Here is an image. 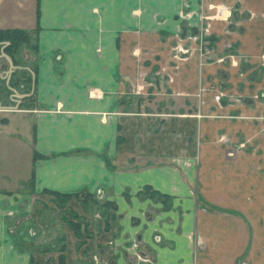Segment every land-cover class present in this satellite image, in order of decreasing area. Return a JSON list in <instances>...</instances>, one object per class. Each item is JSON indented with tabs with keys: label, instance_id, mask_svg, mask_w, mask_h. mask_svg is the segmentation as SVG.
<instances>
[{
	"label": "crops",
	"instance_id": "1",
	"mask_svg": "<svg viewBox=\"0 0 264 264\" xmlns=\"http://www.w3.org/2000/svg\"><path fill=\"white\" fill-rule=\"evenodd\" d=\"M27 1L22 13L0 7V28L38 42L31 98L11 83L16 66L0 43V264L42 262L31 207L53 198L47 190L72 194L69 205L93 196L117 206L99 241L115 239L118 264H221L233 240L218 239L225 218L196 183L195 160L208 119L264 116L263 103L245 102L264 90V72L251 79L264 68V0H36L25 27ZM212 3L229 6V19L201 20Z\"/></svg>",
	"mask_w": 264,
	"mask_h": 264
},
{
	"label": "rangeland",
	"instance_id": "2",
	"mask_svg": "<svg viewBox=\"0 0 264 264\" xmlns=\"http://www.w3.org/2000/svg\"><path fill=\"white\" fill-rule=\"evenodd\" d=\"M19 2L23 3L24 0H3L0 7L10 10V13L13 8L14 12H21L22 7L19 6ZM27 2L29 6L26 11L29 12L25 14L24 23L25 27H31L36 20L33 12L36 8V0ZM29 33L35 40V33ZM233 52L230 55H235V51ZM34 53L29 47L22 46L16 55L17 63L13 61L16 68L12 83L16 86H25L26 93H31L30 98L34 96L36 68L31 58ZM263 72V66L258 67L251 79L260 80ZM24 77L29 79L25 81ZM256 95L255 98L250 96L245 102L251 103L254 99L260 102L259 104H264V90H260ZM214 114L215 112H208V115ZM233 116L235 119L239 118L238 126L228 120L208 119L209 122L213 121L209 123L205 136L203 156L195 160L196 183L205 195H213L215 216L225 218L221 229H218L220 234L218 239L221 237L233 240L234 246L229 251L225 250L227 248L225 247L224 252H221L220 258L222 257L223 261L221 259L217 261L228 264L237 258V251L240 250L241 254L243 252L244 254L236 260V264H264V116L256 115L254 121L242 119L240 113H233ZM248 121L252 122L246 123ZM249 124L254 128L249 127ZM76 199L74 205L66 204L62 207L54 197L47 196L45 200L40 199L31 207V214L37 216H33L31 220L34 228L39 232L33 239L32 245H38V248L42 249L39 250L40 254L37 257L43 263L40 261L38 263L118 264L117 261L122 254L116 253L118 251L114 248L115 239L109 237L106 244L99 241L101 234L116 227L117 206L114 203H102L100 198L98 200L88 196H78ZM206 210L209 212V209ZM67 220L81 225V236L75 234L76 252L73 255L65 253L68 243ZM230 231L233 232L229 236ZM220 241L218 240L219 244ZM62 256L64 263L61 261ZM216 256L218 258V255ZM135 259L137 260V256L132 255L127 261L128 264H134Z\"/></svg>",
	"mask_w": 264,
	"mask_h": 264
},
{
	"label": "trees",
	"instance_id": "3",
	"mask_svg": "<svg viewBox=\"0 0 264 264\" xmlns=\"http://www.w3.org/2000/svg\"><path fill=\"white\" fill-rule=\"evenodd\" d=\"M39 18V7L37 9V21ZM38 30V26L35 29ZM35 41V42H34ZM6 43L5 51L8 55L11 56L13 61L17 63L16 55L19 53L22 46H27L34 52L38 51V42L37 37L35 40H33L30 33L21 28V27H8V28H0V43ZM35 43V44H34ZM25 81L29 78H25ZM13 80V79H12ZM11 80V83H12ZM13 84V83H12ZM145 191H149L151 193V196L156 197H166V199H170L168 196H162L161 193L158 191L153 190L151 187H146ZM46 193L53 195L56 202L61 204L62 207H65L66 204L69 203V201L73 198L72 194H62L57 191H50L47 190ZM91 198L95 199L93 196H90ZM95 201V200H94ZM68 225L74 230L75 234L80 237L81 236V225L80 223H74L70 220H67ZM62 263H64V256L61 257ZM32 264H39L34 257L32 258Z\"/></svg>",
	"mask_w": 264,
	"mask_h": 264
},
{
	"label": "built area",
	"instance_id": "4",
	"mask_svg": "<svg viewBox=\"0 0 264 264\" xmlns=\"http://www.w3.org/2000/svg\"><path fill=\"white\" fill-rule=\"evenodd\" d=\"M184 1H187V0H184ZM221 8H219V5L217 4H210L209 7L214 9V14L212 15H204V14H201L200 15V18L201 20H211V19H222V20H228L229 17L231 16V8L229 6H226V5H220ZM209 27H210V23L207 24V26L202 29V32H201V35H202V39H201V42H204V37L206 35V33L209 31ZM181 51H184L182 48H180ZM204 49L202 48L201 46V55L204 53L203 51ZM203 52V53H202ZM231 57V60H232V63L233 64H236L237 61L234 57V55H230ZM245 264V263H243Z\"/></svg>",
	"mask_w": 264,
	"mask_h": 264
},
{
	"label": "bare ground",
	"instance_id": "5",
	"mask_svg": "<svg viewBox=\"0 0 264 264\" xmlns=\"http://www.w3.org/2000/svg\"><path fill=\"white\" fill-rule=\"evenodd\" d=\"M219 8H221V6H219Z\"/></svg>",
	"mask_w": 264,
	"mask_h": 264
}]
</instances>
